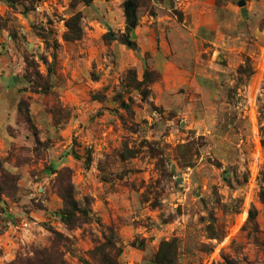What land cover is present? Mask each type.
I'll list each match as a JSON object with an SVG mask.
<instances>
[{"label": "rangeland", "instance_id": "obj_1", "mask_svg": "<svg viewBox=\"0 0 264 264\" xmlns=\"http://www.w3.org/2000/svg\"><path fill=\"white\" fill-rule=\"evenodd\" d=\"M108 235L117 264H264V0L0 1V264Z\"/></svg>", "mask_w": 264, "mask_h": 264}, {"label": "trees", "instance_id": "obj_2", "mask_svg": "<svg viewBox=\"0 0 264 264\" xmlns=\"http://www.w3.org/2000/svg\"><path fill=\"white\" fill-rule=\"evenodd\" d=\"M5 1L10 4H13V0H0ZM77 1V0H74ZM89 1V0H84ZM79 22V14L73 16L72 18L68 19L66 21L67 31L64 34V38L68 40L77 39L81 36V28L78 27ZM127 30L130 31V27H127ZM125 42L133 46L134 43L131 42L129 39L125 40ZM76 158H79V155L74 154ZM54 169V168H50ZM62 200L64 203V208L61 209V215L64 217V220L67 223H73L75 220V216L77 213H80L82 215H88V210L79 208L77 205L76 200L73 198V196L66 192L62 195ZM250 217H253V214L250 213ZM110 233V229H108ZM112 235V233L110 234ZM61 235L57 234V237H60ZM114 241H112V238L108 237L104 240V242L101 245L96 246L91 251V257L95 264H117L114 261ZM118 254V252L116 253ZM175 246L172 244V242L169 241H163L160 243V247L158 252L155 255V261L158 264H173L175 261ZM41 264H53L55 263V260L50 259L49 257H45L44 259L40 260ZM61 263V262H60ZM59 263V264H60ZM26 264H36L35 261L32 259H29V261L26 262ZM56 264V263H55Z\"/></svg>", "mask_w": 264, "mask_h": 264}, {"label": "water", "instance_id": "obj_3", "mask_svg": "<svg viewBox=\"0 0 264 264\" xmlns=\"http://www.w3.org/2000/svg\"><path fill=\"white\" fill-rule=\"evenodd\" d=\"M131 6V3L130 2H128V4H126V7H127V9H126V14H127V16H132L133 14H134V11L132 10V11H130L131 9H129V7ZM132 7V6H131ZM129 26H131V27H133L134 26V24H133V21H131V22H129Z\"/></svg>", "mask_w": 264, "mask_h": 264}]
</instances>
